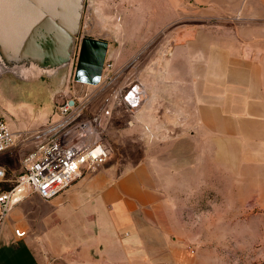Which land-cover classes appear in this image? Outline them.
<instances>
[{
    "label": "rangeland",
    "instance_id": "obj_1",
    "mask_svg": "<svg viewBox=\"0 0 264 264\" xmlns=\"http://www.w3.org/2000/svg\"><path fill=\"white\" fill-rule=\"evenodd\" d=\"M83 3L69 63L49 71L0 64V118L17 134L0 159L7 168L6 187L22 173V159L52 138L66 119L74 123L101 116L100 139L110 154L83 177L107 171L117 179L144 165L170 208L168 227L185 258L194 264H264L263 158L248 157L241 148L217 155L192 102L197 93L206 99L213 85L223 95L225 82L233 81L231 71L240 64L230 54L248 57L242 32L253 21L241 11H195L189 0L183 9L165 0ZM83 37L109 44L110 68L95 86L74 80ZM134 84L141 85L143 103L131 112L123 95ZM67 105L71 110L65 115ZM18 206L26 244L47 249L49 239H64V229H54L49 201L34 194Z\"/></svg>",
    "mask_w": 264,
    "mask_h": 264
},
{
    "label": "crops",
    "instance_id": "obj_2",
    "mask_svg": "<svg viewBox=\"0 0 264 264\" xmlns=\"http://www.w3.org/2000/svg\"><path fill=\"white\" fill-rule=\"evenodd\" d=\"M165 2L183 9L185 0ZM189 2L195 11H241L253 21L247 22L242 32L248 40V57L236 59L230 54L234 57L231 61L240 64L231 71L233 81L225 82L223 95H217L213 85L206 99L197 93L192 102L198 120L218 149L217 155L228 148H241L248 157L263 158L264 164V23H260L264 22V0ZM3 162L0 165L6 168ZM91 174L49 201L54 229L63 228L65 234L53 243L49 239L47 249L29 246L15 235V228L26 224L20 220V206L14 208L0 235V264H194L183 256L173 237L168 227L170 208L144 165L117 179L107 171ZM15 241L19 242L16 246Z\"/></svg>",
    "mask_w": 264,
    "mask_h": 264
},
{
    "label": "built area",
    "instance_id": "obj_3",
    "mask_svg": "<svg viewBox=\"0 0 264 264\" xmlns=\"http://www.w3.org/2000/svg\"><path fill=\"white\" fill-rule=\"evenodd\" d=\"M107 68L110 65L105 62L99 84ZM123 101L131 112L138 111L143 103L141 85H132L124 93ZM79 107L76 108V117L81 114ZM70 110V105H67L63 113L68 115ZM72 114L70 112L69 116ZM70 119L58 127L52 138L38 143L22 159V173L8 188L7 170L0 165V231L14 208L30 195L50 201L77 183L86 172L99 168L107 161L109 148L100 139L99 133L102 117L94 116L74 123ZM16 139L17 134L0 118V154L8 151ZM15 235L23 238L27 230L16 228Z\"/></svg>",
    "mask_w": 264,
    "mask_h": 264
},
{
    "label": "water",
    "instance_id": "obj_4",
    "mask_svg": "<svg viewBox=\"0 0 264 264\" xmlns=\"http://www.w3.org/2000/svg\"><path fill=\"white\" fill-rule=\"evenodd\" d=\"M83 8V0H0V64L49 71L69 63ZM108 47L104 40L83 37L74 80L98 85Z\"/></svg>",
    "mask_w": 264,
    "mask_h": 264
}]
</instances>
